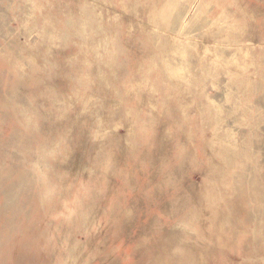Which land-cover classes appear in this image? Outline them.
<instances>
[{
	"label": "rangeland",
	"instance_id": "obj_1",
	"mask_svg": "<svg viewBox=\"0 0 264 264\" xmlns=\"http://www.w3.org/2000/svg\"><path fill=\"white\" fill-rule=\"evenodd\" d=\"M0 264H264V0H0Z\"/></svg>",
	"mask_w": 264,
	"mask_h": 264
},
{
	"label": "bare ground",
	"instance_id": "obj_2",
	"mask_svg": "<svg viewBox=\"0 0 264 264\" xmlns=\"http://www.w3.org/2000/svg\"><path fill=\"white\" fill-rule=\"evenodd\" d=\"M75 169V168H74Z\"/></svg>",
	"mask_w": 264,
	"mask_h": 264
}]
</instances>
